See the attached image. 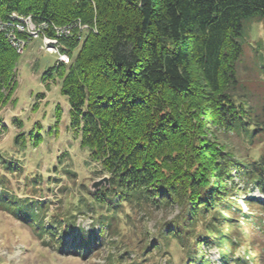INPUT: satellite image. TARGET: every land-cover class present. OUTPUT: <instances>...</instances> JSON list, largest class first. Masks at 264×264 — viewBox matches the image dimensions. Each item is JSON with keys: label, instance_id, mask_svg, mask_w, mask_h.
Instances as JSON below:
<instances>
[{"label": "trees", "instance_id": "obj_1", "mask_svg": "<svg viewBox=\"0 0 264 264\" xmlns=\"http://www.w3.org/2000/svg\"><path fill=\"white\" fill-rule=\"evenodd\" d=\"M12 12L88 24L84 35L73 27L59 37L71 61L56 60L42 79L58 80L84 166L107 181L92 188L76 180L67 150L43 172L25 168L28 143L60 133L56 104L47 131L35 122L13 135L14 155L0 151V210L61 252L106 247L101 264H214L210 247L219 264H259L249 235L264 220V103H253L238 69L253 46L264 79V0H0V20ZM254 20L262 32L250 43ZM18 56L0 30V109L15 101ZM54 187L56 198H45ZM255 189L262 199L248 195ZM175 208L128 243L133 213ZM85 214L88 227L77 222Z\"/></svg>", "mask_w": 264, "mask_h": 264}, {"label": "rangeland", "instance_id": "obj_2", "mask_svg": "<svg viewBox=\"0 0 264 264\" xmlns=\"http://www.w3.org/2000/svg\"><path fill=\"white\" fill-rule=\"evenodd\" d=\"M24 18H30V22L33 25L39 22L32 14L19 16L14 24L0 20L1 30L3 28L2 31L14 48H16L17 44L15 43L17 41L14 43L11 39L14 37V31L16 29L18 30L17 24L25 23ZM2 23L5 24L3 25ZM73 25H75L74 21ZM87 25L86 23L83 24L82 26H85L83 29H80L78 24L75 26L79 29L78 32L80 31L84 35L87 30H90ZM93 26L92 31L96 33V27L95 25ZM250 27L248 41L253 43V39L256 40L261 35V22L254 20L250 23ZM23 37L25 41L28 40L26 34ZM20 39L18 42H21ZM79 39L82 40L83 37ZM250 47L247 46L246 48L247 58H244L245 52L241 56L239 65L241 64L242 67H239L238 75L239 78H245L243 82L252 92L250 98L257 105V101L264 103V79L261 81L260 75L255 70L261 71L258 67L260 62L252 60L254 53ZM76 49L73 53L76 52ZM59 50H61L60 47ZM58 57V52L50 53L43 48L41 49L39 39L28 41L24 47V52L19 53L16 65V80L18 83L15 91V101L8 102L0 109V125H4L3 128L0 127V151L2 153L9 152L14 155L15 146L13 143V135L20 130L26 133L33 127L35 122L41 123L43 125L42 130L47 131V128L52 126L56 120L54 118V107L57 104L62 111L61 121L58 122L57 126L60 133H54L51 137H46L36 147L28 143L27 149L22 156L25 168L27 171L39 170L43 172L46 166L56 161L57 153L67 150L71 155L70 166L77 173L76 180L82 181L84 178L83 180L90 185L99 180L102 185L105 182L103 179L105 175L96 174L93 172L94 168H89L88 170L84 166V160L87 158L86 154L78 147V139L69 133L70 131L67 128V112L69 106L66 97L59 92L58 80L55 78L42 79V73L49 68H55ZM69 59L68 63L71 61L70 55ZM38 92H43L44 96L41 98L37 97L35 94ZM34 103L36 109L33 106ZM15 119L21 121L22 127H20ZM230 139H232V142L237 143V139L234 137ZM64 181L68 182V179H64ZM55 190H57V187H54L53 191L50 189L46 190L45 198L52 197V199H55L56 197L52 194ZM248 195H254L259 199L263 197L256 189L249 192ZM37 198L40 197L37 196ZM55 203L52 202L50 208H54ZM240 203L248 211L242 198H240ZM176 211L177 209L175 208L173 210H155L147 215L133 213V225H130L129 231L126 230V235L129 236L128 243L130 242L132 244L130 236L135 237L134 233H137L135 237L137 240L142 239L147 235L145 232L146 229L151 231L155 229V223L158 219L168 220ZM262 217L264 219V214ZM90 221L91 218L88 214L80 215L77 219V222L85 227H88ZM260 223L261 226L251 229L249 236L254 242L252 252L259 256V264H264V220ZM149 239L152 240V237L149 236ZM47 241V236L38 235L27 223L15 218L6 211L0 210V264H101L103 262V256L107 252L106 247L100 246L86 256L82 254H68L61 252L55 244H50ZM129 248L134 249L133 246H129ZM172 249L174 250V258L178 259L179 255L175 253L177 251L175 244H172ZM207 256L214 261V264H219V256L215 247H210L207 250ZM159 264H165V260H159Z\"/></svg>", "mask_w": 264, "mask_h": 264}, {"label": "built area", "instance_id": "obj_3", "mask_svg": "<svg viewBox=\"0 0 264 264\" xmlns=\"http://www.w3.org/2000/svg\"><path fill=\"white\" fill-rule=\"evenodd\" d=\"M19 16L21 15L16 12H12L9 15V19L5 20L4 22H8L9 24H14L16 19L19 18ZM24 21H25L24 24H21V23L17 24L18 30L16 29V31H14V34H13L14 37L13 39H11V41L14 43L17 41V43H15L17 44L16 50L19 53H22L28 41L39 39L41 49L43 48L45 51H48L50 53L58 52L59 54L58 62L63 63V64L68 63L70 59L66 51L59 50V47L61 48L60 42L58 41L59 37L69 36L72 33L71 32L72 28L76 27L75 26L76 24L79 25L78 27L80 29H83L85 27V26H82L83 24H81L79 21H75L74 22L75 25L71 23V24L62 25V26H56L53 24L51 25L44 20L37 22L38 24L36 25H33L32 22H30V18H27V19L24 18ZM2 24L4 25L5 23H2ZM50 27L53 28V31L55 33L54 36L48 35L46 33V29ZM20 33L22 34V36L20 35ZM25 34L28 36V40L26 41L23 39L24 38L23 35ZM19 39L21 42H18Z\"/></svg>", "mask_w": 264, "mask_h": 264}, {"label": "water", "instance_id": "obj_4", "mask_svg": "<svg viewBox=\"0 0 264 264\" xmlns=\"http://www.w3.org/2000/svg\"><path fill=\"white\" fill-rule=\"evenodd\" d=\"M103 179L105 180V182L107 181V175H105L104 177H103ZM101 184H100V181L98 180V181H95L94 183H92L91 184V187L92 188H96V187H98V186H100Z\"/></svg>", "mask_w": 264, "mask_h": 264}]
</instances>
